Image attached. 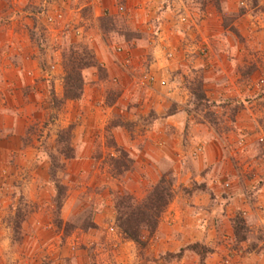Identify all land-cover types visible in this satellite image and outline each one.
Listing matches in <instances>:
<instances>
[{"label":"rangeland","instance_id":"1","mask_svg":"<svg viewBox=\"0 0 264 264\" xmlns=\"http://www.w3.org/2000/svg\"><path fill=\"white\" fill-rule=\"evenodd\" d=\"M43 2L0 0V9L9 4L16 13L0 19V104L19 109L16 116L22 113L24 121L33 119L29 135L37 139L29 158L25 151L0 158V264H264V86L258 84L264 78V32L251 37L257 45L252 60L240 66L247 74L240 80L241 95L209 97L199 73L181 71L170 81L189 95L184 103L195 123L207 124L211 140L224 137V148L234 153L209 167L200 156L202 145L178 149L176 137L175 144L158 149L157 158L147 154L157 150L147 143L138 156L132 154V140L144 134L147 117L159 116H135L136 99L122 94L140 84L133 76L155 82L147 78L146 65L154 54L131 51L140 32L132 28L129 10L103 15L101 4L69 0L64 17L51 22L36 15ZM27 3L34 26L28 35H11L13 21L26 30ZM60 4L50 0L49 9L54 13ZM118 46L124 48L121 55ZM92 55L94 64L70 70L72 57L84 63L94 61ZM70 77L76 99L65 97ZM171 104L170 111L178 107ZM186 130L197 132L193 125ZM179 171L185 179L180 185ZM162 178L172 183L170 204L177 194L194 192L195 202L184 207L183 219H162L169 204L154 231L144 226L138 243L119 227L118 205L132 196L143 200ZM157 231L187 243H174L176 250L156 256L151 250Z\"/></svg>","mask_w":264,"mask_h":264},{"label":"crops","instance_id":"2","mask_svg":"<svg viewBox=\"0 0 264 264\" xmlns=\"http://www.w3.org/2000/svg\"><path fill=\"white\" fill-rule=\"evenodd\" d=\"M74 4H76L75 1ZM100 4L103 15L115 14L118 5H124L125 9L129 10L128 18L132 28L140 32L139 36L131 42V51L142 49L154 54L152 59L146 63L147 66L149 63L150 73L148 74H153L155 77L153 85L146 84L144 76L137 77L136 75L133 77L140 84L122 93L124 97L134 96L130 101L136 99L133 101L136 108L131 109L136 113L135 116L143 115L144 117L152 111L159 116L157 119L147 117L144 134L132 140L131 144L134 146L132 154L138 156L139 147L147 143L153 149H157L156 152L148 151L147 154H151L152 158H157L156 154L164 148V144H175L173 142L178 141L180 145L178 149H183V146L190 142L193 148H196L194 143L202 145L203 154L200 156L204 159V166H220V160L225 157L231 158L234 153L224 148V137L217 135L211 140L207 124L195 123L196 120L191 117L184 103L189 95L184 96V93H181L179 88L174 87L170 81L174 79L175 73L180 75L181 71L182 73H199L209 97L241 95L242 82L240 80L247 77V74L244 75L240 66L252 60L251 52L257 45L251 37L259 30L264 32V0H101ZM26 9L28 11L24 16L27 21H22V23L26 22L24 26L26 30L22 28L23 24L21 27L13 21L8 24L12 27L16 26L8 31L11 35L19 32L27 34V28H33L34 18L30 16H35L34 10H31L29 3ZM7 13L16 14L15 8L7 4L4 10L0 9V19L4 18ZM98 13L99 11L95 12L94 16L97 17ZM58 28L56 26L54 30L58 31ZM27 43L31 49L33 45ZM98 53L101 59H108L107 54ZM28 56L34 61L37 58L32 53ZM134 60L136 63L139 58H134ZM124 79L126 80L127 77ZM5 82L9 86L12 84L10 80H5ZM172 102H178V107L170 111L169 107ZM115 106H117V101ZM122 106L124 111L127 107ZM18 110L13 105L0 104V158L2 156L9 158L14 152L24 155V151L28 158L33 155L30 148L37 139L29 134L34 120L31 118H28V121L22 120V113L17 117ZM192 125L197 128V132L186 130ZM239 126L242 128L240 124ZM144 137L149 139L146 140ZM116 138L120 143L124 142L118 135ZM183 152H179L178 155L183 154L184 156L186 152ZM180 172L176 173L178 185L185 180L180 177ZM187 173L186 178L192 174ZM200 178L204 180L205 175H200ZM260 192L264 194V186L260 188ZM196 194L195 192L185 195L177 194L162 219H183L186 212L184 207L187 204L192 206L191 203L195 202ZM181 238L157 231L153 240L157 242V246H152L151 251L159 256L160 253L176 250L174 243L182 242L180 243L182 246L187 243H184ZM151 264H155L153 260Z\"/></svg>","mask_w":264,"mask_h":264},{"label":"trees","instance_id":"3","mask_svg":"<svg viewBox=\"0 0 264 264\" xmlns=\"http://www.w3.org/2000/svg\"><path fill=\"white\" fill-rule=\"evenodd\" d=\"M92 59H95V56L92 55ZM72 62H74L70 69L73 71L74 67H81L82 65L94 64V61H87L82 63L81 60H78L77 57H72ZM79 62V64L77 63ZM75 86V81L72 77L68 79L67 88L65 91L66 98H78L80 95L77 92L69 91V87ZM82 89V87H79ZM204 96V94L200 95ZM206 97V96H204ZM59 189L61 187H58ZM174 197L172 183H168L165 178L156 184L153 190L147 195L143 200H136L133 196L130 197V201H121V204L118 205V223L124 235L138 243H141V236L144 229V226L154 231L161 219V215L165 208L170 204ZM133 200V201H132ZM191 247V244L188 245V248ZM196 247V244L192 247Z\"/></svg>","mask_w":264,"mask_h":264},{"label":"built area","instance_id":"4","mask_svg":"<svg viewBox=\"0 0 264 264\" xmlns=\"http://www.w3.org/2000/svg\"><path fill=\"white\" fill-rule=\"evenodd\" d=\"M67 1L69 0H60V6L61 8L59 9H54V13L51 12V9H49L50 7V0H44V2L40 5V10H38L36 13L37 16L40 15H44L45 16V20L47 19L48 21L54 22V21H58L60 19H62L64 17L63 13V9L65 8V5H67ZM101 0H90V4L91 5H96V4H100ZM118 10L120 12L125 10V6L120 4L118 6ZM27 9H26V13H27ZM183 20H185V18H183ZM124 52V48L122 46H118L116 48V53L118 55H121ZM125 64H129L131 62V58L129 56H125V59H123ZM147 78L150 80H153L155 77L153 75L147 74ZM259 85H263L264 86V78H260L258 81ZM264 92V90H263ZM260 140L264 142V137L261 136Z\"/></svg>","mask_w":264,"mask_h":264}]
</instances>
